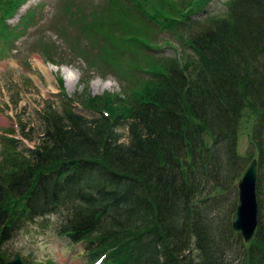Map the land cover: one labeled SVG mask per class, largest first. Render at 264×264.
Wrapping results in <instances>:
<instances>
[{
    "label": "trees",
    "instance_id": "16d2710c",
    "mask_svg": "<svg viewBox=\"0 0 264 264\" xmlns=\"http://www.w3.org/2000/svg\"><path fill=\"white\" fill-rule=\"evenodd\" d=\"M106 1L113 22L91 14L84 22L70 1L51 30L87 74L110 72L119 91L91 96L81 77L72 100L57 78L60 112L47 107L36 145L18 149L17 139L0 136V264L15 232L52 215L55 235L84 244L88 264H264V0H225L224 13L204 25L190 17L211 0ZM25 2L0 0V54L30 25L37 6L6 25ZM185 22L198 28L182 36ZM163 30L189 55L178 62L147 54ZM45 38L37 36L34 51L50 65L68 63L61 44ZM80 39L97 51L86 52ZM243 133L251 150L241 155ZM252 158L256 227L243 243L229 219Z\"/></svg>",
    "mask_w": 264,
    "mask_h": 264
},
{
    "label": "rangeland",
    "instance_id": "374dc122",
    "mask_svg": "<svg viewBox=\"0 0 264 264\" xmlns=\"http://www.w3.org/2000/svg\"><path fill=\"white\" fill-rule=\"evenodd\" d=\"M70 1L73 2L72 5H81L84 22H92L87 17L88 14L93 15L98 20L107 18L108 21L113 22V18L109 17L106 12L109 7L106 0H26L25 4L18 9L11 19L6 21L7 27L11 28L18 23L19 18L26 10L37 6L30 19V25L22 32L21 27H18L17 30L21 33L17 38L11 40L6 50H3L4 53L0 54V136L18 139L21 143L18 149L32 148L36 145L43 128L40 117L47 110V107L54 112H60V102L63 98L57 88V78L61 80L64 97L72 100L83 90V85L79 81L81 77L87 81V91L91 96L119 91L120 86L110 72L104 73L103 78L96 73L87 74L86 71L89 70V67L85 61L74 55H69V45L63 44L61 39L51 30L54 17L59 24L63 23L65 15L60 17V12ZM123 1L127 5H131L129 2ZM224 2L225 0H211L203 12L196 17H190V19H196V22H201L198 25H204L207 18L224 13ZM95 19H93V23H95ZM112 26L114 29V24ZM182 27V36H185L189 29L198 28L197 25H192V22H185ZM120 28L117 26V36L122 33ZM65 32L70 36L74 35L67 26ZM37 36H44L47 41L49 40L48 42L61 44L60 51L64 53L68 63L53 66L54 70H44L39 61L46 66L49 64L34 51V42ZM153 40H155L157 48L151 47L145 52L155 59L175 57L179 62L180 57L189 55V52L179 46V40H175L166 30L155 33ZM80 41L79 46L86 52L94 53L97 51L87 44V40L80 39ZM54 52L59 53L57 48ZM129 55L134 64L141 63V54L135 56L133 53H129ZM136 75L144 77L140 73H136ZM73 108L78 114L86 118L92 115L91 111L80 109L76 103H73ZM21 129H24L26 138L21 137L20 140ZM118 133L121 137L120 141L126 142V129L119 128ZM244 134L241 135L240 140H237V146L242 152L241 155L251 150ZM2 143L0 140V147ZM55 223L56 218L53 215L37 218L15 232L12 238L2 246L6 258L9 260L15 253H18L21 260L28 263L88 264L89 262H86L83 256L84 244L73 245L66 238L56 236L54 232Z\"/></svg>",
    "mask_w": 264,
    "mask_h": 264
},
{
    "label": "water",
    "instance_id": "95a60500",
    "mask_svg": "<svg viewBox=\"0 0 264 264\" xmlns=\"http://www.w3.org/2000/svg\"><path fill=\"white\" fill-rule=\"evenodd\" d=\"M256 160L251 159L236 183L237 203L230 217L233 231L238 233L243 243H248L256 227L257 203L255 198ZM4 264H22L19 254Z\"/></svg>",
    "mask_w": 264,
    "mask_h": 264
},
{
    "label": "bare ground",
    "instance_id": "6f19581e",
    "mask_svg": "<svg viewBox=\"0 0 264 264\" xmlns=\"http://www.w3.org/2000/svg\"><path fill=\"white\" fill-rule=\"evenodd\" d=\"M39 64H40V66L44 69V70H54L53 69V67L52 66H50V65H48V66H46V65H43L40 61H39ZM198 167V166H197ZM198 171V170H197ZM201 171V170H200ZM255 191V190H254ZM237 195V194H236ZM255 198H256V193H255ZM236 203H237V196H236V200H235V206H234V209H235V207H236ZM234 211V210H233ZM231 217V216H230ZM229 226H230V229L232 230V228H231V225H230V219H229ZM233 231V230H232ZM234 233H236L235 231H233ZM237 235H238V233H236ZM239 236V235H238ZM240 237V236H239Z\"/></svg>",
    "mask_w": 264,
    "mask_h": 264
}]
</instances>
